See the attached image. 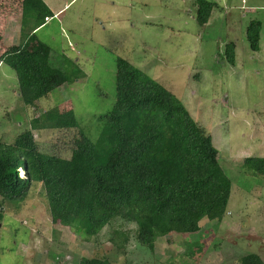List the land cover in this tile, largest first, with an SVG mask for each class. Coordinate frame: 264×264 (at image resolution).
I'll return each instance as SVG.
<instances>
[{
	"label": "rangeland",
	"instance_id": "rangeland-1",
	"mask_svg": "<svg viewBox=\"0 0 264 264\" xmlns=\"http://www.w3.org/2000/svg\"><path fill=\"white\" fill-rule=\"evenodd\" d=\"M22 1L0 0V21L4 15L10 24L0 23L1 142L12 144L31 120L42 118L33 132L39 151L67 158L76 131L45 125L70 112L95 142L100 117L115 102L121 58L162 84L211 135L231 195L221 221L203 219L196 234L161 229L151 255L135 240L133 224L116 222L89 242L78 230L53 225L43 187L33 184L23 202L0 199V264H79L83 258L108 264H239L248 254L264 262V177L243 167L247 158H264V0H205L216 8L204 26L195 19L197 0H43L56 15L33 34L51 49L60 69L67 59L64 71L71 75L77 68L84 77L33 107L23 104L15 73L1 62L24 40ZM251 21L261 23L257 52L246 40ZM26 22L29 33L34 25ZM231 43L233 63L225 54ZM114 233L119 234L112 242Z\"/></svg>",
	"mask_w": 264,
	"mask_h": 264
},
{
	"label": "trees",
	"instance_id": "trees-1",
	"mask_svg": "<svg viewBox=\"0 0 264 264\" xmlns=\"http://www.w3.org/2000/svg\"><path fill=\"white\" fill-rule=\"evenodd\" d=\"M196 22L204 26L216 4L197 0ZM53 15L42 0H23L20 32L23 42L2 57L16 75L18 95L33 107L63 85L84 77L77 68L62 69L51 49L33 34ZM28 19L33 27H29ZM261 23L251 21L246 40L259 50ZM233 43L225 47L234 62ZM42 118L30 121L12 144L0 141V199L23 202L33 184H41L51 223L78 230L92 241L116 222L135 226V240L151 255L161 229L196 234L203 219L221 221L227 212L231 184L218 162V151L207 131L193 120L185 106L162 84L129 62L117 58L115 102L100 117L95 142L79 129L74 113L58 116L45 127L75 132L67 158L42 153L33 132ZM245 172L264 177V158L243 162ZM23 172V177L19 171ZM114 232V231H113ZM119 233H114L112 242ZM116 247H121L118 245ZM79 264H108L107 260L81 259ZM239 264H264L255 254Z\"/></svg>",
	"mask_w": 264,
	"mask_h": 264
},
{
	"label": "crops",
	"instance_id": "crops-1",
	"mask_svg": "<svg viewBox=\"0 0 264 264\" xmlns=\"http://www.w3.org/2000/svg\"><path fill=\"white\" fill-rule=\"evenodd\" d=\"M43 1V0H42ZM44 2V1H43ZM45 3V5L48 7V9L50 10V12L52 13V11H51V8H50V6H49V4L47 3V2H44ZM47 3V4H46ZM19 10H21V12H22V6H21V8L19 9ZM2 12H4V13H6L5 11H2ZM60 12V11H59ZM58 12V13H59ZM0 13H1V11H0ZM8 16H7V18L8 17H10L11 18V15L10 14H7ZM52 15L53 16H55L56 14H53L52 13ZM1 21H0V23L2 24V25H4V26H10V24L7 22V20H5L6 18L4 17V15H1ZM10 18H8V20L10 21L11 19ZM4 21V22H3ZM6 24V25H5Z\"/></svg>",
	"mask_w": 264,
	"mask_h": 264
}]
</instances>
